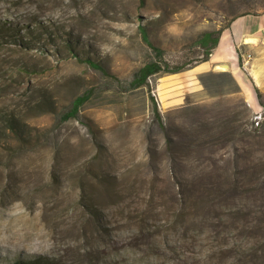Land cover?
Instances as JSON below:
<instances>
[{
    "label": "rangeland",
    "instance_id": "374dc122",
    "mask_svg": "<svg viewBox=\"0 0 264 264\" xmlns=\"http://www.w3.org/2000/svg\"><path fill=\"white\" fill-rule=\"evenodd\" d=\"M246 11L264 0H0V264H264V92L195 67ZM159 59L187 66L135 86Z\"/></svg>",
    "mask_w": 264,
    "mask_h": 264
},
{
    "label": "crops",
    "instance_id": "0c3cea01",
    "mask_svg": "<svg viewBox=\"0 0 264 264\" xmlns=\"http://www.w3.org/2000/svg\"><path fill=\"white\" fill-rule=\"evenodd\" d=\"M252 38L254 41H247ZM226 64L246 101L255 107L264 92V12L239 16L225 26L210 59L195 65L199 72Z\"/></svg>",
    "mask_w": 264,
    "mask_h": 264
},
{
    "label": "trees",
    "instance_id": "16d2710c",
    "mask_svg": "<svg viewBox=\"0 0 264 264\" xmlns=\"http://www.w3.org/2000/svg\"><path fill=\"white\" fill-rule=\"evenodd\" d=\"M247 13H252L251 11H246L245 13H240L239 15H243V14H247ZM235 19V17H234ZM232 19V20H234ZM231 20V21H232ZM231 21L226 24L225 26L229 25L231 23ZM225 26H222L220 28H216V29H205L201 32L200 35V43L202 44V46L205 48V55L203 56L202 59H200L201 61H206L210 58V55L213 51V49L217 46L218 42H219V38L220 35L222 33V30ZM140 30L143 32V34L145 35V28L143 26H140ZM145 39H147L146 35H145ZM152 45V43H150ZM153 49L155 50L156 53L159 54V57L162 58V53L163 50L157 46H153ZM90 65L100 68L99 63L87 58L85 59ZM187 66V64L184 65H171L169 62L165 61L164 59H159V60H155V61H150L148 63H146L139 71L138 75L135 78V86H139L142 84H145L148 77L152 74H156V73H164V72H178L180 70H183L185 67ZM257 94L260 95V91L257 90ZM86 97L84 95L82 96H78L74 102H73V106L71 107V109L66 113L67 117H71L73 115H76L79 111L80 106L83 104V102L85 101ZM154 113L157 116V118L161 117V113L157 107L156 102H154ZM221 190V189H220ZM196 199L194 200V204H196L197 206H205L208 203H212L214 202L211 194L209 192H207L206 190H202L200 192V194L198 196L195 197ZM48 258L47 257H29L28 259H26L25 261H21L19 259H17L16 261H14L13 263H9V264H49V261H47Z\"/></svg>",
    "mask_w": 264,
    "mask_h": 264
},
{
    "label": "bare ground",
    "instance_id": "6f19581e",
    "mask_svg": "<svg viewBox=\"0 0 264 264\" xmlns=\"http://www.w3.org/2000/svg\"><path fill=\"white\" fill-rule=\"evenodd\" d=\"M247 41H254V39L248 37ZM218 67L221 68V69H226L227 65L226 64H222V65H218Z\"/></svg>",
    "mask_w": 264,
    "mask_h": 264
},
{
    "label": "built area",
    "instance_id": "2783aa9c",
    "mask_svg": "<svg viewBox=\"0 0 264 264\" xmlns=\"http://www.w3.org/2000/svg\"><path fill=\"white\" fill-rule=\"evenodd\" d=\"M262 114L261 113H258L255 117V120H256V123L259 124L260 123V119L261 118Z\"/></svg>",
    "mask_w": 264,
    "mask_h": 264
}]
</instances>
